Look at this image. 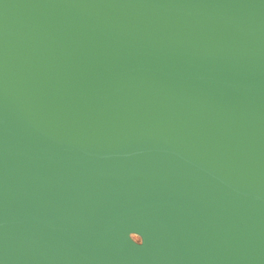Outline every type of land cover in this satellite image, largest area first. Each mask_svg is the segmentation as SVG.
Instances as JSON below:
<instances>
[{"label":"water","instance_id":"95a60500","mask_svg":"<svg viewBox=\"0 0 264 264\" xmlns=\"http://www.w3.org/2000/svg\"><path fill=\"white\" fill-rule=\"evenodd\" d=\"M0 264H264V0H0Z\"/></svg>","mask_w":264,"mask_h":264},{"label":"clouds","instance_id":"9594fccd","mask_svg":"<svg viewBox=\"0 0 264 264\" xmlns=\"http://www.w3.org/2000/svg\"><path fill=\"white\" fill-rule=\"evenodd\" d=\"M142 243L136 244V245H141Z\"/></svg>","mask_w":264,"mask_h":264},{"label":"rangeland","instance_id":"374dc122","mask_svg":"<svg viewBox=\"0 0 264 264\" xmlns=\"http://www.w3.org/2000/svg\"><path fill=\"white\" fill-rule=\"evenodd\" d=\"M136 239H138V237L137 236H134Z\"/></svg>","mask_w":264,"mask_h":264}]
</instances>
